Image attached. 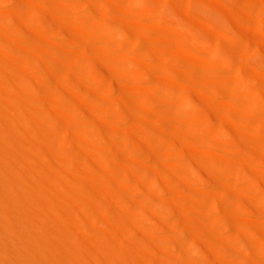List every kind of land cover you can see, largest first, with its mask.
Listing matches in <instances>:
<instances>
[{
    "label": "bare ground",
    "instance_id": "bare-ground-1",
    "mask_svg": "<svg viewBox=\"0 0 264 264\" xmlns=\"http://www.w3.org/2000/svg\"><path fill=\"white\" fill-rule=\"evenodd\" d=\"M94 1L25 0L18 2L17 0H0V264H206L211 260L210 255L206 252L211 253L218 262L230 264L231 259L223 253L218 240L212 237L214 230H222L223 220L226 218L223 213L219 212L222 208L217 209L219 199L209 197L208 202L214 207V210L212 213L208 212L204 207V196L195 195L193 191L187 190L177 180L178 176H182L180 173H183V176L191 175L194 168L193 157L191 158L188 154L187 156L184 152H178L177 156L180 160H177L175 164L174 161L173 163L168 162L166 170L161 168V164L157 161L158 152L163 146L172 148L173 145H176V141L187 148L194 145L192 132L204 130L203 123L206 121L204 119L207 115L200 110L193 116L185 111L192 104L190 94V92L193 93L192 91L185 90L182 97L176 98V93L168 87H163L162 83L159 84L160 81L158 83L150 80L148 84H143L147 88L143 86L144 91L142 92L147 90V93L142 96H134L133 88L130 91L128 87L130 80L127 78V73L138 71L140 68H136L137 64L133 65L127 59L116 57L112 52V47H118L122 52L144 59L149 71L163 69L165 64L159 59L168 54L165 49H159L157 44L162 42L161 44L165 46L166 42L164 38L154 37L155 34L152 33L150 26L159 23V27H154L160 28L161 26L163 30L167 26L170 27L168 20L172 12L168 6L169 1L130 0L125 2L126 6L131 9L135 5L140 7L136 10H142L144 18L148 22L147 25H149L143 27L142 22L145 20L141 21L143 28H137L133 23L134 20L129 18L128 11L130 9L126 8L128 9L126 15L123 10H120L121 7L118 10L105 1L101 2L102 7L107 5V9L110 11L122 15L121 18H124V22L135 28L137 33L128 31L117 17L114 18L107 13L102 14L103 12L98 14L91 5ZM194 3L197 12H208L210 16L217 13L213 7L215 2H212L213 6L209 1V4L200 0H194ZM7 6L11 8V12L8 11L9 7ZM149 7L157 10L156 17L152 16ZM135 8L133 9L135 10ZM184 8L186 5H181V9ZM58 9L63 11V19L65 18L66 22H64L68 23V27L86 22L84 17L86 15L95 19L99 29L96 34L100 42L98 45L94 44V47L97 46L94 52L95 57L99 60L103 59L104 62L100 61L105 63V67L107 65V69L113 70L116 80L122 82L119 91L123 94V105L110 98L106 104L107 109H103L101 103L90 97L88 91L77 89L76 82L71 79L70 73L77 76L82 83L92 85L94 80L88 77V71L96 67L97 73L110 88L117 87V83L111 78V73L105 68L98 67L96 61L68 59L63 60V62L65 61V64L62 63L63 65L49 66L50 64H46L45 58L46 56H50L52 59L57 58V50L50 49L49 53L45 48L47 50L45 51L40 38L35 41L36 45H29L31 42L28 44L29 40L23 39L28 34L36 36L38 30L44 28L42 26L48 23L52 25L51 21L42 20V17L46 12L54 13ZM126 9L124 8V10ZM51 13V19L55 18L56 15ZM12 16L23 26H19L18 23V25L14 24ZM183 21L184 24L188 23V21ZM208 22L206 23L212 26V23ZM165 25L167 26L164 28ZM171 27L173 26L171 25ZM188 28H183L186 31L182 32V39H178L175 43L178 48L185 41L193 49L200 41L208 42L202 33H194ZM53 36L60 39L58 30L57 33H53ZM95 38L97 37L95 36ZM142 42L147 45V56L144 55L143 48H141ZM201 47L203 46L201 45ZM176 48L177 46L174 49ZM178 51L181 52L183 49L177 50L176 54ZM200 57L197 58L202 60ZM227 57L222 58V61ZM219 59L221 60V58ZM46 60L48 61V59ZM140 61L145 63L143 60ZM188 63L192 64L193 62L188 60ZM181 71L184 69L182 68ZM142 76L144 77L143 73H136L134 77L142 79ZM164 78L167 77L163 76ZM240 78L244 77L240 76ZM131 80L135 79L131 77ZM119 81L117 82L121 84ZM220 81L224 83V91L229 97L234 98L237 94L239 95L240 90H247L246 83L243 84L240 80L238 87L230 85L225 77L220 78ZM219 93L220 90L213 91L215 95ZM246 94L250 98L248 103L243 105L247 114L242 120L233 121L232 119V128L227 127L225 122L223 123L225 117L223 121L216 117L209 118L211 120V136L204 140L218 144L222 152L227 153L230 148L227 142L229 133H233L237 137L235 144H240L241 138L238 133L240 128H245L248 131L264 127V107L262 106L264 104L252 102V94L249 91H246ZM206 96L208 98L210 95ZM210 97L212 98V96ZM68 98H73L78 103L70 102ZM140 102H144L147 106L145 113L137 108V104ZM207 105L206 102V107ZM237 108V106L233 107L234 111ZM253 111L259 117H252ZM156 114L159 115L157 117L166 120L160 129L158 127V131L152 128L149 123L155 120ZM117 116L119 118H116ZM229 118L227 115V121L230 120ZM169 122H174L173 128L169 127ZM170 126L172 125L170 124ZM160 133L164 136L163 138ZM134 134L141 139L139 142L134 139ZM256 134L259 136L258 132ZM132 144H135L139 150L132 149ZM193 148L188 149H191V152H196L199 149L195 148V151ZM189 151L187 152L189 153ZM140 152L150 157L142 159L139 155ZM196 153L198 154V152ZM212 153L214 151L208 152V155H213ZM202 154L207 153L203 152ZM217 154L215 152L214 156L216 157ZM231 156L227 154L222 156L223 165L212 164L209 166L210 169L216 171L225 167L226 169L236 167L237 161ZM246 160L249 164H255V160L250 154ZM197 161L196 163H199V160ZM244 164L246 163L244 162ZM253 171H257V169ZM73 174L77 175L78 179L75 180L71 177ZM262 174L264 175V173ZM217 175L214 174L218 177ZM158 179L161 181L159 182ZM202 179L206 182L209 181L206 177ZM74 185L77 187L76 189H73ZM92 191L96 193V197L95 194H91ZM242 192L243 190L240 195L233 197L226 191H222V194L226 195L227 208L235 215H240L241 212L239 200L241 194L244 195ZM253 193L261 195L264 200V190L259 185L251 186L249 194L253 196ZM98 196L104 202H101L97 198ZM185 214H187V218H189L188 215L192 216L195 223L193 226L188 222L174 219L175 216ZM245 216L237 221L241 225V229H245L246 221L251 219L245 220L247 219ZM255 217L252 218L253 223H256ZM156 218H159L163 224L157 227L154 223ZM190 232L194 233L192 235L197 237L199 243H195L194 240L190 241ZM247 233L246 235H248ZM248 236L250 238L252 235ZM231 246L230 248H232ZM242 248L244 250V247ZM252 260L242 259L240 264H258Z\"/></svg>",
    "mask_w": 264,
    "mask_h": 264
},
{
    "label": "rangeland",
    "instance_id": "rangeland-1",
    "mask_svg": "<svg viewBox=\"0 0 264 264\" xmlns=\"http://www.w3.org/2000/svg\"><path fill=\"white\" fill-rule=\"evenodd\" d=\"M17 1L18 2H24L25 0H23V1L17 0ZM41 1H43V0H41ZM58 1L60 2V0H58ZM95 1L92 2L91 5L96 9L98 14H101L103 12L102 14L107 13V15H110V16L112 15V17H114V18L117 17V19L122 22L123 26L128 31L130 30V32H132V33H137L138 31L134 30L135 28H133L132 26L127 25L123 20L124 18H121V17H123L122 15H118L117 13H114V12L110 11L109 9H107L108 8L107 5H104V7H105V9H104V7H102L103 6V4L101 3L102 1L107 2L110 6H113L118 10L120 9L119 7H121L120 10H123L126 15L129 12L128 16L130 19L134 20L133 23H135L134 25H136L137 28H143L145 26H149V25H147L148 22L144 18L142 10L141 9L139 11L136 10L137 8H140V7L135 5L133 7V8L136 7L134 10L133 8L131 9L130 7L126 6L127 4L125 2H129L130 0H95ZM153 1H155V0H153ZM168 1H169L168 6L170 7L171 12H172L171 17L168 20V23L170 24V27H171V25L173 27L170 28L169 26L165 25L164 28L166 26H167V28L164 29L165 30L164 31L163 28L161 29V26H160V28H155L156 26H158L159 23L158 24L154 23V25L150 26V28H152L151 29L152 33L155 34L154 37L160 38V39L164 38L165 42H166L165 46L161 44L162 42H158V44H157L159 49L160 48L165 49L167 54H168L166 57L159 59V61H162L165 64V67L163 69L149 71L150 69H149V67L146 64L144 59H142L141 57H137V55L131 56L132 54H130V53L127 54L126 52H122L118 47H112V52L116 55V57H119V58L125 59V60L127 59L130 63L132 62L133 65L137 64L138 67L135 66L136 68H138V69L140 68L138 70L139 72L135 69L136 71H134V72L132 71L130 73H127V78L130 80V82H129L130 84L128 83L129 84L128 87H129L130 91H132L131 89L133 88V91L135 92V94H133L134 96H142V95L146 94L147 90L145 92H142V91H144L142 89L144 86L143 84H146V83L148 84L150 80H153L155 82L160 81V83L158 82L159 84L162 83L161 85L163 87H168L169 89H171L172 91H174L176 93V98L182 97L184 95L185 90H187L188 92H190V91L193 92V93L190 92V94L192 96V104H191V106L187 107L185 109V111L188 113H191L192 116L199 110L204 112L205 115H207V117L204 119V121L205 120L206 121L203 123L204 127H205L204 130L202 132H200V131L199 132H192L194 145H192L191 147L190 146L188 147V148H193V146H194L193 150L195 148H199V149H197V151L195 149V151L198 152V154L196 152H191V149H188L185 145H182L179 141H176V145H173L172 148H168L166 146H163L160 149V151L158 152L159 155L157 156V161L159 162V164H161L160 165L161 168L166 170L167 169L166 164L168 162L173 163V161H174V164H175V163H177V160L178 161L180 160V158L177 156L178 152H184L186 155L188 154L191 158L193 157L192 161L194 164V166H193L194 167L193 168L194 173L192 172L190 176H183V173L179 172L180 174H182V176L179 174L181 177L178 176L177 180H179L181 185L184 186L187 190L193 191V193L195 195L204 196V200H205L204 207L208 212L210 211L212 213L214 210V207L211 206V204L208 202L209 197H215V198L219 199L217 209L220 210L222 208L219 212L223 213V215L226 218H225V220H223L224 221V227H222V230L221 229L219 231L214 230V232L212 233V237H214L216 240H218V242H219L218 244L221 247V250L223 249L222 251H224L223 253L226 255L227 258L231 259L230 264H233V263L234 264H237V263L240 264V261L242 259H251V260L253 259L252 261H256V262H258V264H264V222L261 223V221H264V200H263V197L261 195H258L257 193H255V194L253 193V196H252V194H249V191L251 192V186L253 184L259 185L264 190V179H262V178H264V175L262 174V173H264V147H263L264 146V127L262 129H249L248 131L250 133L247 131V129L244 128L246 130L245 131L243 128H240V131L238 132L239 137L241 138L240 144H235L237 137L233 133H229V138H228L227 142H228L230 148L227 150V153L222 152L220 150V147L218 144L206 141L211 136V131H210L211 130V127H210L211 126V120L209 119L210 117H216L220 120L222 119V121L225 119L223 121V123L225 122L224 124L227 127L232 128V126H233V125H231L232 119H233V121L242 120V118L247 114V112L245 113V110L243 107V105L247 104L248 103L247 101H249V99H250L249 96L246 94V91H249V93L252 94V97H251L252 102L256 101V103H258V104H264L263 103V101H264V0H217V1L216 0L215 1L200 0L201 2H205L207 4L210 3V5L212 4V6H213L212 2H215L214 3L215 5L213 7L216 10V12L218 13V15H217V13H215V15H213V16H210L208 14V12L207 13L203 12V11L197 12V10L195 8L196 5L194 3V0H168ZM188 1H189V3H187ZM208 1H209V3H208ZM61 2H62V0H61ZM97 2H99V3H97ZM114 2H115V4H114ZM216 3H217V5H216ZM181 5H186V8L181 9ZM9 6H7V7H9ZM216 7H218V8H216ZM124 8L130 9V11L127 12L128 9L124 10ZM8 9H9L8 11L11 12V10H10L11 8L9 7ZM59 9L54 11V13H51L50 11L46 12L45 16L42 17V20H45L48 22L51 21L52 25H50L48 23L47 25L42 26L44 28L40 27L42 29L38 30V33H40L39 36H38V33L36 36L34 34H28V35L24 36L23 39H25L27 41L29 40L27 42L28 44H29V42H31L29 45H32V44L36 45L35 41L37 40V38H40V40L42 41V48H44L45 51L48 50L47 52L50 53L51 52L50 49L55 48L57 50V52H58L57 58L52 59L50 56H46L45 62L48 65L50 64L49 66L55 67L57 65L58 66L63 65V64H65V61L68 59H75L77 61L78 60L79 61L91 60L89 62L96 61L98 63V67L105 68L106 70H108L109 73H111L110 75H111L112 80H114V82L118 84V85L116 84L117 87L116 88H110L105 83V80L97 73V71H96L97 67H96L93 70L88 71V77H91L94 80L92 85H89V84L84 83V82L82 83L81 81H79L77 76H74L72 73H70L71 79L76 82V85L78 87L77 89L80 88L81 90L88 91L90 93V97L97 99L101 103L103 109H107L106 104L110 98L115 99L117 102H120L118 104L123 105V99H122L123 94L121 91H119L120 90L119 86L120 85L122 86V82H120L119 80H116V77L114 76L113 70L107 69V65L105 67V63H102V62H104L103 59H102L103 61L100 59L102 61L101 62L99 59H96V57H95L94 52L96 50L95 47H97V46L95 45V47H94V44L98 45L100 43L98 35L96 34L99 29L96 26L95 19L90 15H86V16H84L85 20H87L89 23L86 21L87 22V24H86V22L84 21L83 23H85V24L80 22L76 26H73V27H71L69 25L72 28L71 29L70 27H68V23L65 24L66 20H65V18L63 19L64 13L62 14L63 11H60ZM186 9H187V11H186ZM147 10H148V8H147ZM149 10H150V13L152 14V16H154V17L157 16L156 13H158V12L155 8L149 7ZM50 13L55 14L56 15V16H54L55 18L51 19ZM114 14H116L117 16ZM186 14H187V16H186ZM133 20H131V21H133ZM183 20L188 21V23L184 24ZM12 21L14 22V24L18 23L19 26H23V24H20V22L15 17L13 18V16H12ZM54 21H55V23H54ZM141 21L145 22V23L142 22L143 27H141L142 26L141 25L142 23H140ZM213 21H215V22H213ZM196 22L199 24L197 25ZM206 22H208L209 24L212 23V26L208 25ZM74 27H76L77 29L76 28L74 29ZM168 27H169V29H168ZM184 27H186V28L189 27L190 29L189 28L188 29L194 33H197V32L202 33L206 37V41H208V42L200 41L199 44L197 45V47L195 49H193L188 44V42L185 41L183 43V45L182 46L179 45V48H178V45H176L175 43L178 41V39H182L181 34H183L182 32L186 31L185 29L183 30ZM128 28H130V29H128ZM159 29H160V31H159ZM198 29H200V30H198ZM202 29L205 31L207 30V31L205 32ZM57 30H58V33L60 34V36H59L60 39H56L53 36V33L54 32L57 33ZM80 31H82V33L84 35L82 33H79ZM84 31L87 33H85ZM45 32H47V33H45ZM41 33H42V35H41ZM158 34H160V35H158ZM219 34H223V35L219 36ZM43 35H46V36H43ZM95 36L97 38H95ZM175 37H178V38H175ZM166 38L169 40L167 41ZM32 40H33V42H32ZM52 42H54V43H52ZM55 42L57 45L59 43L58 47L55 44ZM205 43H208L209 45H206ZM129 44L131 45V43H129ZM142 44H143V47H142ZM201 45L203 47H201ZM176 46H177V48L174 49ZM180 46H181V48H180ZM141 48H143L142 50L144 51L143 52L144 55L147 56V51H148L147 45L142 42ZM170 49H171V52H170ZM182 49H183V51H186V52L183 53V51H181L182 52L181 53L180 51H178L179 53L177 52V54H178L177 55L176 51L182 50ZM223 52H225V53H223ZM212 53H214V54L212 55ZM217 54H220V55H217ZM193 55H194V58H192ZM202 55H204V56H202ZM190 57H191V59H189ZM197 57H200V59H202V60H199ZM216 57L218 59L221 58V60L220 59L215 60V59H217ZM226 57H227V59L226 60L223 59V61H222V58H226ZM46 59H48V61ZM204 59H205V61H204ZM63 60H65V61L63 62ZM140 60H143L145 63H143ZM188 60H190V61L192 60L193 63L189 64ZM203 61L205 62V64H204L205 66L203 65ZM52 62L54 63V65ZM216 62H217V64H216ZM175 67L176 68L178 67V69H176ZM182 68L184 69V71H181ZM185 69H186V72H185ZM177 71H179V72H177ZM136 73H141V74L143 73L144 77L142 76V79H140V78L136 79L134 77ZM129 74H130V76H129ZM180 74H181V76H180ZM202 74H204V75H202ZM222 74H224V75L226 74V75L224 76ZM186 75L189 77H187ZM238 75H239V77H238ZM163 76L167 77L166 79L164 78L165 81L163 79ZM175 76H177V77H175ZM240 76L244 77L245 79L240 78ZM131 77H133V79H135V80H131ZM190 77H192V78H190ZM222 77L227 78L228 83H230V85H232V86L234 85V87L239 86L238 85L239 80L242 81L243 84L246 83L245 86H246L247 90L246 91L240 90V93H239V95L237 94V96L235 93V96L237 98L236 97H234V98L229 97L228 94L224 91L225 90V86L223 85L224 83H222L220 81V78H222ZM176 79H178V80H176ZM117 81H119L121 84H119ZM196 82H197V84H194ZM88 86H89V88H88ZM95 87L96 88L98 87V88L96 89ZM223 87H224V89H223ZM146 88H147V86H146ZM98 89L100 92L98 91ZM215 89L220 90V93L218 95L213 94V91ZM224 92L227 94V96ZM256 92H258V93L255 95ZM223 93H224V95H222ZM201 95H203V96L201 97ZM206 95H208V96L210 95V96H212V98L210 96L207 98ZM215 96H218V97H215ZM116 97H117V99H116ZM206 99H208V100L206 101ZM260 100L262 103L260 102ZM68 101L78 103L73 98H68ZM244 101H246V102H244ZM206 102L208 104L207 107H206ZM217 102H218V105L221 107H219L217 105ZM235 103H237V104H235ZM229 104H230V106H229ZM231 104H233L235 106H232ZM142 105H144V106H142ZM214 105H215V107H214ZM140 106H142L144 108H142ZM145 106H146V104L144 102H140L137 104V108L141 112H144V113L147 109V106L146 107ZM236 106L238 108L234 111L233 107L236 108ZM262 106L264 107V105H262ZM212 108H214V109L212 110ZM213 112L215 113V115L213 114ZM252 114H251L252 117H255V118L259 117V115L255 111H253ZM227 115H228V118L231 117V118H229L230 120H228L230 122H228L226 119ZM157 116H159V115L156 114L154 117L155 120H152L149 123L152 126V128H154L155 130L158 131V127L160 129L162 123H164L166 120H163ZM116 118H119V117L117 116ZM98 121H101V120H98ZM170 124L172 126H170ZM169 127L173 128L174 122H169ZM245 132H247V133H245ZM257 132L259 133V136H257L258 135V134H256ZM252 134H253V136H252ZM255 134H256V136H255ZM160 135H161V138L164 137L161 133H160ZM134 136H135L134 139L137 142H139L141 140L139 138V136H137L136 134H134ZM206 137H208V138H206ZM204 138L206 140H204ZM250 145H251V147H250ZM200 147H201V149H200ZM131 148L135 149V150H139L135 144H132ZM187 151H189V153ZM211 151L212 152L214 151V153H212L213 155H211V154L208 155V152L211 153ZM203 152H206L207 154H202ZM215 152L218 153L217 154L218 157H217V155H216V157L214 156ZM200 153H201V155H200ZM226 154L228 156L233 155L231 157L235 158L237 161L236 163L238 164V165L236 164L237 165L236 167L234 166L231 169L230 168L226 169V167H225L224 169L222 168V169L216 170V171L215 170L213 171L212 169H210L209 166H211L212 164H217L220 166L223 165L224 159L222 156H225ZM249 154L253 156V158L255 160L254 163L257 165L249 164V162H246L247 161L246 157ZM139 155L141 156L142 159H147L150 157V156L144 155L142 152H140ZM160 156H161V158H159ZM208 156H210V157H208ZM211 156H213L214 158ZM164 157H165V159H164ZM243 157H245V158H243ZM153 158L156 159L155 156H153ZM201 158H203V159H201ZM241 159H243V160H241ZM197 160H199V163L201 165L199 163H196V162H198ZM161 161L163 162V164ZM243 161L246 164H244ZM202 163L203 164L206 163L208 166L206 164L203 165ZM163 165H165V166H163ZM202 166H203V168H202ZM251 166H253V167L251 168ZM242 168H244V169H242ZM255 169H257V171H253ZM211 172H213V173H211ZM255 173H258V174H255ZM214 174L215 175L218 174L217 175L218 177L214 176ZM221 175L224 177H222ZM71 177L75 178V180L78 179V176L74 175V174ZM203 177L208 178L209 181L208 182L204 181L202 179ZM219 178H220V180H219ZM184 179L187 181H182ZM158 181L160 182L161 180L158 179ZM228 182H229V184H228ZM227 185H229V186H227ZM233 186H235V187H233ZM237 187H239V189H237ZM74 188L76 189L77 187L74 185L73 189ZM208 189H211V190L208 191ZM233 190H234V192H233ZM241 190H243L242 193H244V195L241 194L242 196H240L241 199L239 200L241 212H240V215L239 214L235 215L234 213H232L227 208L226 203H225V202H227L226 197H225L226 195L222 194V191H226L227 194L235 197L237 195H240ZM230 191H231V193H230ZM91 194L92 195L95 194L94 196L96 197L95 192L92 191ZM73 196H75V195L73 194ZM97 198L99 199V196ZM99 200L101 202H104L103 199H101V198ZM253 200H255V201H253ZM256 200H258V201H256ZM248 201H249V203H248ZM243 216H245V218H247L245 220H248L249 218H251V219H249L250 221L249 220H248V222L246 221L245 229H241V225L238 224V222H237L239 219L244 218ZM249 216H251V217H249ZM188 217L189 218H187V214H185L183 216H175L174 219H176L178 221L181 220L184 222H188V224H190V225L192 224V226H193L195 223L192 220L193 219L192 216L188 215ZM254 217L256 218V223H253L252 218H254ZM185 220H187V221H185ZM235 222H236V224H235ZM154 223L157 227L163 224V222L159 218H156ZM238 225H240V226L238 227ZM242 228H244V226H242ZM246 228L249 230H247ZM240 229L243 232L239 231ZM249 232H252V233H249ZM243 233H244V235H243ZM246 233L248 235H250V236L252 235V236L250 238H248L249 236L246 235ZM192 234H194V233H191L190 241L194 240L195 243H199V240L197 239V237L193 236ZM217 235H218V237H217ZM226 237H227V239H226ZM235 238H237V239H235ZM248 242H249V245H248ZM17 243L21 244L19 242H17ZM222 243H223V245H222ZM253 244H255V245L253 246ZM230 246L232 248H230ZM242 247H244V250ZM246 252H247V255H246ZM206 253L208 255H210L211 260H212V261L210 260L206 264H222V263L218 262V260L214 259V256L211 253H208V252H206ZM232 255H234V256H232ZM248 255H250V256H248ZM238 258H239V260H238Z\"/></svg>",
    "mask_w": 264,
    "mask_h": 264
}]
</instances>
